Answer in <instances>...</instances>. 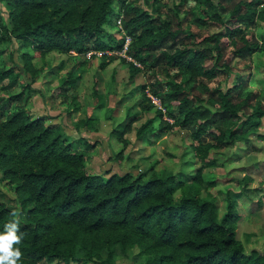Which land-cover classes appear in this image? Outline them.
<instances>
[{
	"label": "trees",
	"instance_id": "1",
	"mask_svg": "<svg viewBox=\"0 0 264 264\" xmlns=\"http://www.w3.org/2000/svg\"><path fill=\"white\" fill-rule=\"evenodd\" d=\"M0 1L7 5L11 24L9 30L0 11L1 33L33 48L34 56L24 54L23 59L35 78L43 67L36 69L32 61L54 52L79 56L103 52L98 69L102 73L116 60L107 52L122 50L130 37L128 54L148 72L144 90L149 87L163 105L175 109L168 112L173 124L158 111L137 131V139L147 140V132L160 119L158 136L189 131L190 147L200 164L195 175L186 176L152 168L137 176L90 173L86 151L68 142L56 125L19 108L0 123V171L15 195V206L0 202V232L12 221L13 211L22 216L24 239L15 246L23 253L19 264H73L101 260L104 252L108 254L104 263L113 264L115 251L127 255L130 248H137L146 264H264V253L248 250L237 235L240 198L259 193L248 189L252 179L242 180L240 192L226 193L225 212L220 215L211 192L216 181L204 175L219 167L224 149L261 126V97L245 90V78L233 81L229 74L235 60L264 52V44L248 32L258 19L264 21L259 8L264 0H197L200 16L192 13L190 0H120L118 12L115 0ZM165 1L175 3L174 18L165 14ZM140 2L152 9H144ZM114 16L122 19L125 34L118 30L116 41L106 43V26ZM190 16L216 31L202 36L186 30ZM128 64L134 80L141 69ZM12 72L4 71L0 83L8 78L6 87H12L16 82L9 77ZM224 76L225 86H210ZM78 79L68 74L53 94L67 90L65 84L75 88ZM23 92L10 99H19ZM146 101L145 110L150 112L153 104L147 96ZM137 118L127 115L122 135L131 132ZM91 121L81 124L88 127ZM120 135L117 130L111 133L123 142ZM258 203L262 208V201Z\"/></svg>",
	"mask_w": 264,
	"mask_h": 264
},
{
	"label": "rangeland",
	"instance_id": "2",
	"mask_svg": "<svg viewBox=\"0 0 264 264\" xmlns=\"http://www.w3.org/2000/svg\"><path fill=\"white\" fill-rule=\"evenodd\" d=\"M239 1V0H238ZM164 12L174 18L173 1H165ZM144 9L151 10V6L143 2L138 3ZM120 0H115L113 8L119 11ZM189 7L193 14L200 16L197 0H190ZM260 10H264V4ZM0 11L11 29L10 20L7 16V5L0 1ZM228 18V14H221ZM117 16L112 18L106 26V43L115 42L116 32L119 30ZM181 19H185L182 14ZM117 19V20H116ZM185 29L204 36L215 32L213 28L198 25L194 16L186 19ZM257 40L264 44V21L257 20L256 27L249 30ZM241 46V44H239ZM24 54L34 56L33 48L25 47L22 42L15 38L9 39L0 30V75L9 69L13 72L9 75L16 78L12 87L10 79L0 83V123L12 112L23 107L34 119L44 118L47 125H56L68 142L76 148L87 152L86 167L90 173H131L137 176L154 169L156 172L166 171L174 174L195 175L200 164L194 158L191 150L190 133L179 129L175 133H167L158 136L156 132L161 123L157 119L147 132L148 139H137V131L145 123L156 117L160 111L163 120L174 123L168 112L175 110L169 108L160 99L153 96L150 88L144 90L148 84V72L142 64L141 72L132 80L130 78V65L117 56L116 60L102 73L99 72L100 58L98 55L89 57L79 56L76 53L63 55L50 53L46 57H36L33 66L38 69L39 64L43 69L38 78L33 73L27 72L24 67ZM112 56V55H110ZM233 70L229 74L230 79L245 78L246 91L258 93L264 106V52L256 53L247 60H235ZM73 74L74 78L80 76L76 87L72 88L65 84L67 90H62L59 95H54L55 88L62 86L67 81V75ZM227 77H221L217 82L211 83V87L218 83L225 86ZM232 82V80H231ZM233 83V82H232ZM231 83V84H232ZM25 86V89H23ZM6 87V88H5ZM97 87V93L94 89ZM69 88V89H68ZM24 90L19 99H10ZM152 102V110L146 111L144 102L146 96ZM138 116L133 124L131 132L122 135L123 124L127 115ZM91 119L89 126L81 124L82 120ZM117 130L126 144L113 138L111 133ZM154 130V132H153ZM264 117L259 129L250 133L244 141L237 142L222 151L224 157L219 167L207 169L205 178L216 181V187L211 190L216 195L220 207V215L225 212L226 193L231 190L240 192L244 185L242 180L246 177L252 179L249 190H259L252 194V198L242 196L238 202V208L242 220L238 224L237 235L248 250L257 249L264 253ZM92 146V147H90ZM256 148L258 149L257 151ZM120 153L122 154L121 156ZM224 163V164H223ZM177 193L176 200H180ZM14 189L12 185L2 179L0 171V202L15 206ZM259 200L263 207H259ZM243 215V216H242ZM113 264H146V259L140 255L137 248H130L127 255L115 251ZM108 254L104 252L102 259L92 261L80 260L73 264H105Z\"/></svg>",
	"mask_w": 264,
	"mask_h": 264
},
{
	"label": "clouds",
	"instance_id": "3",
	"mask_svg": "<svg viewBox=\"0 0 264 264\" xmlns=\"http://www.w3.org/2000/svg\"><path fill=\"white\" fill-rule=\"evenodd\" d=\"M11 215L12 221L0 232V264H19L23 256L21 249L15 247L24 239V233L20 232L22 216L17 211Z\"/></svg>",
	"mask_w": 264,
	"mask_h": 264
},
{
	"label": "built area",
	"instance_id": "4",
	"mask_svg": "<svg viewBox=\"0 0 264 264\" xmlns=\"http://www.w3.org/2000/svg\"><path fill=\"white\" fill-rule=\"evenodd\" d=\"M117 26H118V29L121 30L123 34H125L123 32L122 19H118ZM131 42H132L131 38L127 36L126 39H125L124 47H123L122 50H115L113 52H107V54H109V55H117V56L124 57V59L127 62L132 63V64H134L135 66H137L139 68H142V64L139 63L137 60H135L133 57H131L128 54V51H129ZM103 54H104L103 52H90L87 55H89V57H93V56H97V55L99 57H102Z\"/></svg>",
	"mask_w": 264,
	"mask_h": 264
},
{
	"label": "crops",
	"instance_id": "5",
	"mask_svg": "<svg viewBox=\"0 0 264 264\" xmlns=\"http://www.w3.org/2000/svg\"><path fill=\"white\" fill-rule=\"evenodd\" d=\"M237 211H238V214H239V216H240V213H241V212L239 211V208H238ZM242 216H243V215H242ZM241 220H242V218H241V216H240V219H239V221H238V224H239V222H240ZM238 224H237V230H238Z\"/></svg>",
	"mask_w": 264,
	"mask_h": 264
}]
</instances>
